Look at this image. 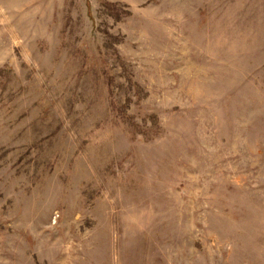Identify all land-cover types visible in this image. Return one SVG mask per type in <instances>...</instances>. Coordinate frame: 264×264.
<instances>
[{
	"label": "rangeland",
	"instance_id": "obj_1",
	"mask_svg": "<svg viewBox=\"0 0 264 264\" xmlns=\"http://www.w3.org/2000/svg\"><path fill=\"white\" fill-rule=\"evenodd\" d=\"M0 264H264V0H0Z\"/></svg>",
	"mask_w": 264,
	"mask_h": 264
}]
</instances>
